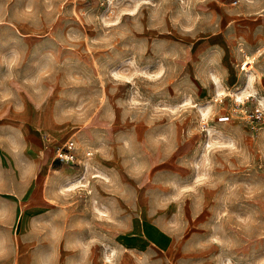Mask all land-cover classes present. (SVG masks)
I'll return each mask as SVG.
<instances>
[{"label":"rangeland","instance_id":"1","mask_svg":"<svg viewBox=\"0 0 264 264\" xmlns=\"http://www.w3.org/2000/svg\"><path fill=\"white\" fill-rule=\"evenodd\" d=\"M263 102L264 0H0V264H264Z\"/></svg>","mask_w":264,"mask_h":264},{"label":"built area","instance_id":"2","mask_svg":"<svg viewBox=\"0 0 264 264\" xmlns=\"http://www.w3.org/2000/svg\"><path fill=\"white\" fill-rule=\"evenodd\" d=\"M247 119L250 123H259L264 120V102L256 104L252 110L246 114ZM229 118V115L223 114L219 116L220 121H225ZM203 127L206 125L202 122ZM254 127V125H252ZM48 141V137H45ZM90 155V152L86 153ZM55 158L62 162H74L75 161V144L71 138H68L62 146H58L55 150Z\"/></svg>","mask_w":264,"mask_h":264},{"label":"crops","instance_id":"3","mask_svg":"<svg viewBox=\"0 0 264 264\" xmlns=\"http://www.w3.org/2000/svg\"><path fill=\"white\" fill-rule=\"evenodd\" d=\"M160 230H162V228L151 220L146 219L145 225L141 223L139 224V222L136 221L133 225L134 238H132V243L135 244V247H140L143 244V239H144L152 243L148 245L150 248L153 247L160 248V246L164 245V238L161 236L163 234L160 232ZM162 231L165 232V230Z\"/></svg>","mask_w":264,"mask_h":264}]
</instances>
